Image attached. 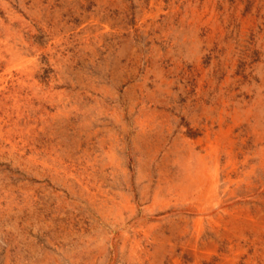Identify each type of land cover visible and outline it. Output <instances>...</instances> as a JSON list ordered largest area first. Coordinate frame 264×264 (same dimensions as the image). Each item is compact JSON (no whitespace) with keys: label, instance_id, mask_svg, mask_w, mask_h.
<instances>
[{"label":"rangeland","instance_id":"obj_1","mask_svg":"<svg viewBox=\"0 0 264 264\" xmlns=\"http://www.w3.org/2000/svg\"><path fill=\"white\" fill-rule=\"evenodd\" d=\"M0 47V264H264V0H0Z\"/></svg>","mask_w":264,"mask_h":264},{"label":"bare ground","instance_id":"obj_2","mask_svg":"<svg viewBox=\"0 0 264 264\" xmlns=\"http://www.w3.org/2000/svg\"><path fill=\"white\" fill-rule=\"evenodd\" d=\"M2 42V41H1ZM1 48V47H0ZM20 52V51H19ZM16 53V52H15ZM12 54H14V53H12ZM20 55V54H19ZM15 56H17V55H15ZM4 57V56H3ZM5 58V57H4ZM24 59V58H23ZM22 59V60H23ZM5 60V59H4ZM17 61V60H16ZM13 62V61H12ZM24 63V62H23ZM20 64V63H19ZM18 64V65H19ZM29 64V63H28ZM1 65V64H0ZM17 65V66H18ZM24 65V64H23ZM13 66V65H12ZM25 66V65H24ZM33 66V65H32ZM23 67V66H22ZM29 68V67H28ZM17 75V74H16ZM12 76V75H11ZM30 76V75H29ZM2 78H3V76H2ZM5 78V77H4ZM32 78V77H31ZM28 80V79H27ZM16 81H18V80H16ZM23 82V81H22ZM6 83V82H5ZM7 84V83H6ZM16 84H18V83H16ZM4 85V84H3ZM6 87H8V86H6ZM15 87V86H14ZM2 88V87H1ZM23 88V87H22ZM12 93H14V92H12ZM5 94V93H4ZM20 94V93H19ZM6 98V97H5ZM13 98V97H12ZM4 120V119H3ZM24 120V119H23ZM18 121V120H17ZM3 123H4V121H3ZM18 130V129H17Z\"/></svg>","mask_w":264,"mask_h":264}]
</instances>
